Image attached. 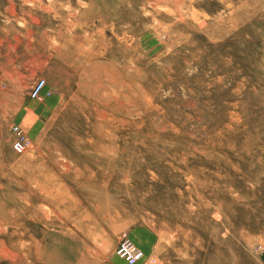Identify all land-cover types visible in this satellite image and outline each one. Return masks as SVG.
Wrapping results in <instances>:
<instances>
[{
  "label": "rangeland",
  "instance_id": "374dc122",
  "mask_svg": "<svg viewBox=\"0 0 264 264\" xmlns=\"http://www.w3.org/2000/svg\"><path fill=\"white\" fill-rule=\"evenodd\" d=\"M124 240L264 264V0H0V264Z\"/></svg>",
  "mask_w": 264,
  "mask_h": 264
},
{
  "label": "built area",
  "instance_id": "2783aa9c",
  "mask_svg": "<svg viewBox=\"0 0 264 264\" xmlns=\"http://www.w3.org/2000/svg\"><path fill=\"white\" fill-rule=\"evenodd\" d=\"M45 88V81L37 80L29 91V97L32 100L40 99ZM13 135L11 149L15 154H23L29 145L25 132L22 127L13 125L11 127ZM115 255L126 264H137L144 259V253L128 240H124L115 250Z\"/></svg>",
  "mask_w": 264,
  "mask_h": 264
}]
</instances>
